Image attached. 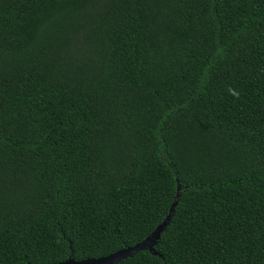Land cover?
Segmentation results:
<instances>
[{
	"label": "trees",
	"instance_id": "trees-1",
	"mask_svg": "<svg viewBox=\"0 0 264 264\" xmlns=\"http://www.w3.org/2000/svg\"><path fill=\"white\" fill-rule=\"evenodd\" d=\"M264 264V0H0V264ZM156 253V254H154Z\"/></svg>",
	"mask_w": 264,
	"mask_h": 264
},
{
	"label": "water",
	"instance_id": "water-1",
	"mask_svg": "<svg viewBox=\"0 0 264 264\" xmlns=\"http://www.w3.org/2000/svg\"><path fill=\"white\" fill-rule=\"evenodd\" d=\"M175 205L176 204L174 203L167 217L159 225H157V227L154 229L151 235H149L143 242L138 243L133 247L119 250L105 257H100L96 259H87L78 262L69 258L67 261L57 264H116L121 260H124L126 258H131L139 251L147 249L150 252H152L153 251L152 247L156 244V241L159 239L160 234L163 232L164 228L168 225L170 221L171 214L173 213V207Z\"/></svg>",
	"mask_w": 264,
	"mask_h": 264
}]
</instances>
